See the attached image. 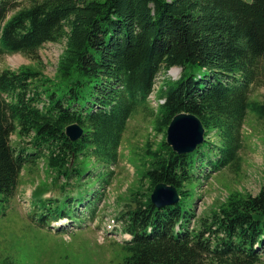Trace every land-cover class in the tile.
<instances>
[{"label":"trees","instance_id":"1","mask_svg":"<svg viewBox=\"0 0 264 264\" xmlns=\"http://www.w3.org/2000/svg\"><path fill=\"white\" fill-rule=\"evenodd\" d=\"M22 2L0 0V57L33 59L45 44L63 41L65 49L54 79L34 66L0 73V217L26 166L42 160L54 186L65 180L61 191L99 185L98 200L85 202L95 220L128 121L148 109L161 71L181 68L157 91L153 129L166 138L176 115L192 114L205 141L186 155L165 140L155 149L147 142L140 181L149 187L131 191L116 217L128 236L120 264H264V187L255 196L231 192L202 217L194 196L215 174L241 173L247 116L264 119V102L251 98L264 86V0ZM72 124L84 130L75 142L66 135ZM159 183L177 188L176 205L152 204Z\"/></svg>","mask_w":264,"mask_h":264},{"label":"rangeland","instance_id":"2","mask_svg":"<svg viewBox=\"0 0 264 264\" xmlns=\"http://www.w3.org/2000/svg\"><path fill=\"white\" fill-rule=\"evenodd\" d=\"M31 2L23 0L22 6ZM64 49L63 41L45 44L33 59L22 54L3 55L0 57V73L5 69L34 66L44 77L54 79ZM181 71V68L162 70L155 92L148 99V109H139L128 121L119 149V161L111 168L114 171L111 184L100 187L102 199L97 202L95 220L89 219L91 214L87 208L90 206L85 202L88 197L99 193V185L73 190L69 186L66 191H61L60 186L65 180L61 179L58 186H54V175L42 160L26 166L9 208L0 217V264L6 260L14 264H120L129 256L122 245L126 236L116 217L128 202L131 191L142 185V191L146 192L149 187L147 181H140L145 145L149 141L155 149L163 140L167 142V132L164 138L163 133L154 131V117L150 110L157 107L156 95L161 85L167 80H177ZM251 98L264 102V86L255 87ZM256 115L250 112L243 127L241 173L236 176L224 170L199 186L196 193L194 189L199 217L210 214L231 192L244 191L255 196L264 187V119ZM211 137L216 141L214 135ZM11 141L14 146L19 143L16 135ZM70 197L76 201L70 203ZM81 198L83 204H80ZM98 198L96 195L92 200Z\"/></svg>","mask_w":264,"mask_h":264},{"label":"water","instance_id":"3","mask_svg":"<svg viewBox=\"0 0 264 264\" xmlns=\"http://www.w3.org/2000/svg\"><path fill=\"white\" fill-rule=\"evenodd\" d=\"M84 134L78 124L66 128L67 137L75 142ZM205 141V127L195 115L182 113L176 115L167 128V144L178 155H186L195 150ZM151 202L156 208L176 205L180 195L175 186L159 183L151 194Z\"/></svg>","mask_w":264,"mask_h":264},{"label":"built area","instance_id":"4","mask_svg":"<svg viewBox=\"0 0 264 264\" xmlns=\"http://www.w3.org/2000/svg\"><path fill=\"white\" fill-rule=\"evenodd\" d=\"M160 103H164V101H160ZM126 237H128V236L126 235Z\"/></svg>","mask_w":264,"mask_h":264}]
</instances>
